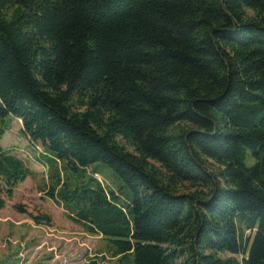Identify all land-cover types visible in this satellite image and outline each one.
<instances>
[{"label":"trees","instance_id":"trees-1","mask_svg":"<svg viewBox=\"0 0 264 264\" xmlns=\"http://www.w3.org/2000/svg\"><path fill=\"white\" fill-rule=\"evenodd\" d=\"M5 118L119 264H264V0H0ZM97 163L126 202L62 182ZM31 174L0 147V196Z\"/></svg>","mask_w":264,"mask_h":264},{"label":"rangeland","instance_id":"rangeland-1","mask_svg":"<svg viewBox=\"0 0 264 264\" xmlns=\"http://www.w3.org/2000/svg\"><path fill=\"white\" fill-rule=\"evenodd\" d=\"M20 130L19 120H0V147L21 158L32 172L29 178L16 186L11 198L0 196L5 201L4 208L0 210V264H119L113 257L114 245L110 239L86 232L79 222L73 221L74 215L69 213L72 217L68 216L67 211L74 210L67 203L72 198L70 194L59 203L46 196L51 184L49 172L46 165L36 161L42 147L23 138ZM253 163L248 152L244 165L251 167ZM95 168L98 171L94 176L92 170ZM60 172L62 182L70 176L79 181L93 177L113 191L118 187L123 202L129 197V191L122 182L100 163L77 171L62 167ZM80 185H84L85 190L87 181ZM179 191H188V186L185 184ZM74 193L71 195H76ZM41 215L49 218L48 225L32 221L31 216Z\"/></svg>","mask_w":264,"mask_h":264}]
</instances>
